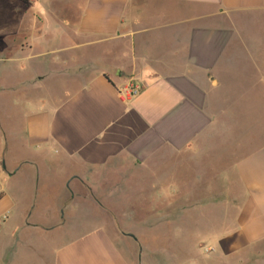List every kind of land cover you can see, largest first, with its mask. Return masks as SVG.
<instances>
[{
    "label": "crops",
    "instance_id": "crops-1",
    "mask_svg": "<svg viewBox=\"0 0 264 264\" xmlns=\"http://www.w3.org/2000/svg\"><path fill=\"white\" fill-rule=\"evenodd\" d=\"M260 14L264 0H0V264H145L79 221L131 185L179 204L172 168L195 158L207 192L180 202L217 205L225 253L264 239V138L251 118L227 137L223 94L264 92ZM227 138L244 148L210 170Z\"/></svg>",
    "mask_w": 264,
    "mask_h": 264
},
{
    "label": "rangeland",
    "instance_id": "rangeland-1",
    "mask_svg": "<svg viewBox=\"0 0 264 264\" xmlns=\"http://www.w3.org/2000/svg\"><path fill=\"white\" fill-rule=\"evenodd\" d=\"M259 19L256 24H253L249 33L258 42V53H264V43L259 44V41H264V15L260 14ZM250 50L253 51V48ZM256 77V73L253 72L251 76L243 77L242 82L256 84ZM248 79H253V81L249 82ZM245 87L247 86H241V89L243 90ZM223 94L226 103L227 137L230 138L228 134L232 132L245 135V132L249 130L247 121L251 118L252 121L254 119V135L255 133L262 135L258 137L257 141H253V147L261 144L263 142L261 139L264 138V92L253 90ZM231 119L237 120V123L233 125ZM228 138L224 145L229 154H225L221 159L218 157L220 154L218 149L222 150L223 148L222 140L221 145L217 142L214 145L215 148H210L213 151H210L211 154L214 155L208 156V158L211 157L208 160L210 161V170H213V162L217 164L218 160H220L218 165L221 167L224 165L223 159H226V165L231 164L236 156L234 149L244 148L242 141ZM198 164L199 159L195 158L194 163L187 164L183 160L172 168L173 178L171 180L174 179L177 183L179 204H171L166 198L163 200L167 201L160 204L155 203L153 197L144 201L142 193L144 191L149 193L151 190L150 194H153L154 191L150 187L131 185V190L126 189V191L130 190L129 193L122 198V194L115 197H98L99 200H104L103 203L96 204L98 222L96 223V219L88 222L87 219L81 218L79 226L82 229L79 231L89 230L95 225L106 226L110 235L117 236L118 244L128 250L131 258L141 260L145 264H264V239L256 242L250 251L225 253L220 244V240H223L224 237H219L216 234L219 213L217 205H187L180 202V199L190 195L193 190L194 194L198 196H204L203 193L207 192V189H204L201 183L195 180V176L199 174L210 176L211 173L208 170L205 173L197 172V169L200 168ZM231 165L225 168L228 169ZM174 168L175 170H173ZM229 207L227 205V209ZM232 216V212L229 215L227 212V217ZM77 233L76 229L66 230L63 237L67 239L78 235ZM63 237L60 238L63 239ZM222 243L226 242L223 240ZM209 248L212 250H208Z\"/></svg>",
    "mask_w": 264,
    "mask_h": 264
},
{
    "label": "built area",
    "instance_id": "built-area-1",
    "mask_svg": "<svg viewBox=\"0 0 264 264\" xmlns=\"http://www.w3.org/2000/svg\"><path fill=\"white\" fill-rule=\"evenodd\" d=\"M143 89V85L138 84H130L125 88V95L126 97H133L135 95H138ZM208 250H212V248H209Z\"/></svg>",
    "mask_w": 264,
    "mask_h": 264
},
{
    "label": "water",
    "instance_id": "water-1",
    "mask_svg": "<svg viewBox=\"0 0 264 264\" xmlns=\"http://www.w3.org/2000/svg\"><path fill=\"white\" fill-rule=\"evenodd\" d=\"M133 238H135L136 239V237L135 236H133V235H131Z\"/></svg>",
    "mask_w": 264,
    "mask_h": 264
}]
</instances>
